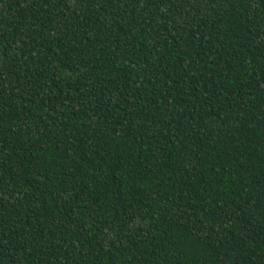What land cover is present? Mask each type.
Wrapping results in <instances>:
<instances>
[{
	"label": "trees",
	"instance_id": "1",
	"mask_svg": "<svg viewBox=\"0 0 264 264\" xmlns=\"http://www.w3.org/2000/svg\"><path fill=\"white\" fill-rule=\"evenodd\" d=\"M0 264H264V0H0Z\"/></svg>",
	"mask_w": 264,
	"mask_h": 264
}]
</instances>
